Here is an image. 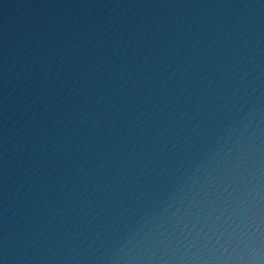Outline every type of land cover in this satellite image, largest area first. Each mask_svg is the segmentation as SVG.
Wrapping results in <instances>:
<instances>
[{"label": "water", "instance_id": "1", "mask_svg": "<svg viewBox=\"0 0 264 264\" xmlns=\"http://www.w3.org/2000/svg\"><path fill=\"white\" fill-rule=\"evenodd\" d=\"M0 264H264V0H0Z\"/></svg>", "mask_w": 264, "mask_h": 264}]
</instances>
